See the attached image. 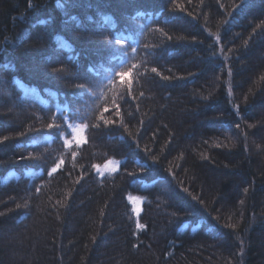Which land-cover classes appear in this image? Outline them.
<instances>
[{"label": "trees", "instance_id": "obj_1", "mask_svg": "<svg viewBox=\"0 0 264 264\" xmlns=\"http://www.w3.org/2000/svg\"><path fill=\"white\" fill-rule=\"evenodd\" d=\"M0 264H264V0H0Z\"/></svg>", "mask_w": 264, "mask_h": 264}, {"label": "rangeland", "instance_id": "obj_2", "mask_svg": "<svg viewBox=\"0 0 264 264\" xmlns=\"http://www.w3.org/2000/svg\"><path fill=\"white\" fill-rule=\"evenodd\" d=\"M17 83L20 85V87H22L23 90L24 89L31 90L30 87H26V85H24L22 82L17 81ZM61 109H62L61 107H56V112L57 113L61 112ZM71 128H72V131L74 133L73 138H72V142L81 143L84 140L83 128L80 126H77V125H72ZM117 168H118V163L114 160H109V161L105 162L103 165H101L98 171L100 174L112 173ZM130 202L132 204L134 214H137L139 211L140 200L137 197H133L130 199ZM134 207L136 209H134Z\"/></svg>", "mask_w": 264, "mask_h": 264}, {"label": "snow or ice", "instance_id": "obj_3", "mask_svg": "<svg viewBox=\"0 0 264 264\" xmlns=\"http://www.w3.org/2000/svg\"><path fill=\"white\" fill-rule=\"evenodd\" d=\"M157 71V69L156 68H153L152 69V72H156ZM121 77H123L125 74L124 73H120L119 74ZM164 79H168L167 77H164ZM52 171L54 172V171H56V169H52Z\"/></svg>", "mask_w": 264, "mask_h": 264}, {"label": "bare ground", "instance_id": "obj_4", "mask_svg": "<svg viewBox=\"0 0 264 264\" xmlns=\"http://www.w3.org/2000/svg\"><path fill=\"white\" fill-rule=\"evenodd\" d=\"M114 172V171H113ZM133 197H135V196H129V200L131 199V198H133ZM139 199V198H138Z\"/></svg>", "mask_w": 264, "mask_h": 264}]
</instances>
